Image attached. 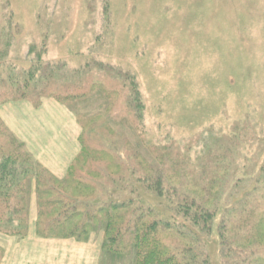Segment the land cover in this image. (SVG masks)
Returning <instances> with one entry per match:
<instances>
[{
	"label": "rangeland",
	"instance_id": "rangeland-1",
	"mask_svg": "<svg viewBox=\"0 0 264 264\" xmlns=\"http://www.w3.org/2000/svg\"><path fill=\"white\" fill-rule=\"evenodd\" d=\"M50 74L52 85L89 84L88 92L95 82L124 85L120 105L130 100V82H137L152 144L183 150L199 136L201 149L205 139L224 136L239 124L251 139L250 157L264 149V0H0V122L10 129L2 116L8 118L9 133L34 169L24 176L16 170L19 188L12 193L20 213L11 216L9 226L21 235L0 233V264L134 260L107 258L103 231L80 243L37 234L36 178L54 185L67 176V164L80 153L72 161L77 143L81 149L84 122L93 117L105 122L119 152L129 143L128 165L136 167L134 114L124 119L123 113L108 111L109 98L101 90L71 105L48 91L39 94V83ZM14 80L38 87L15 95L7 91ZM56 105L75 121L66 120ZM129 178L117 181L122 186L116 184V194L134 201L135 178ZM103 187L106 192L111 183Z\"/></svg>",
	"mask_w": 264,
	"mask_h": 264
},
{
	"label": "trees",
	"instance_id": "trees-1",
	"mask_svg": "<svg viewBox=\"0 0 264 264\" xmlns=\"http://www.w3.org/2000/svg\"><path fill=\"white\" fill-rule=\"evenodd\" d=\"M51 74L39 83L43 88L39 94L48 91L71 105L101 90L109 98L108 111L113 108L124 119L134 114L136 167L132 171L128 165L129 143L119 152L105 122L96 117L84 122L80 153L67 176L54 180V185L36 178L41 238L80 243L103 231L104 255L121 259L132 255L131 264H264V149L250 157L253 146L246 150L251 139L244 125L234 124L224 136H208L201 149L199 136L183 150L158 146L147 136L137 82H130V100L120 105L124 85L95 82L88 92L89 84L52 85ZM12 82L7 91L15 95L38 87L34 82L30 87ZM16 170L20 176L34 172L30 156L0 122V233L9 236L21 235L9 226L11 216L20 213L12 193L19 188ZM125 176L135 178L134 201L116 194V184L122 186L117 181ZM107 182L109 192H102Z\"/></svg>",
	"mask_w": 264,
	"mask_h": 264
},
{
	"label": "crops",
	"instance_id": "crops-1",
	"mask_svg": "<svg viewBox=\"0 0 264 264\" xmlns=\"http://www.w3.org/2000/svg\"><path fill=\"white\" fill-rule=\"evenodd\" d=\"M45 106H47V105H42V108L43 107H45ZM56 106H58V108L61 110L60 112H62V114L64 115V117L66 118V120H72V122L73 121H75L74 119H73V117H72V115L69 113V112H67L61 105L59 106V105H56ZM2 118H3V120L5 121V124H6V126L7 127H10V129H12L13 130V128H12V126H11V124L9 123V121H7V119L8 118H6V116H2ZM71 122V123H72ZM72 125H73V123H72ZM76 125H73V127H75ZM9 129V128H8ZM9 129V130H10ZM79 140V139H78ZM77 145H78V151H77V153L74 155V157H73V159H72V161L74 160V158L77 156V154H78V152H79V150H80V147H79V144L77 143ZM71 161V162H72ZM70 167V164L68 165L67 164V167L65 168V171H67L68 170V168ZM62 171H64V169L62 170Z\"/></svg>",
	"mask_w": 264,
	"mask_h": 264
}]
</instances>
